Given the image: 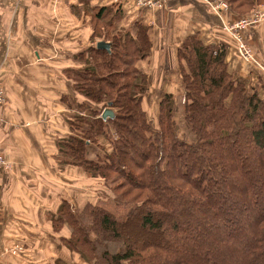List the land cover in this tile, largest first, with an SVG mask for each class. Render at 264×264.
I'll list each match as a JSON object with an SVG mask.
<instances>
[{"label":"trees","instance_id":"obj_1","mask_svg":"<svg viewBox=\"0 0 264 264\" xmlns=\"http://www.w3.org/2000/svg\"><path fill=\"white\" fill-rule=\"evenodd\" d=\"M224 1L230 21L264 10V0ZM109 8L85 9L109 50L92 43L74 56L82 65L65 75L81 100L63 96L69 133L56 140L59 167L109 195L62 200L52 217L56 231L69 228L61 243L85 264H264L263 76L233 75L224 44L187 35L176 51L187 139L174 94L160 95L155 120L143 109L149 26L120 31L123 11ZM259 24L243 29L246 42Z\"/></svg>","mask_w":264,"mask_h":264},{"label":"crops","instance_id":"obj_2","mask_svg":"<svg viewBox=\"0 0 264 264\" xmlns=\"http://www.w3.org/2000/svg\"><path fill=\"white\" fill-rule=\"evenodd\" d=\"M15 3L0 0V84L5 94L0 153L12 164L9 170L0 168V264H85L61 243L69 228L56 231L52 220L62 200L84 203L95 193L83 171L60 168L57 161L56 140L69 133L66 118L71 112L62 98L79 96L65 72L80 67L74 56L99 41L91 37L90 18L82 7H120V31L134 21L149 26L151 53L142 63L149 86H181L176 51L195 33L205 43L225 45L233 75L254 84L261 72L243 60L219 19L199 0H163L161 9L139 8L132 0H48L44 4L52 8L49 12L34 8L40 9L41 2ZM260 23L247 42L263 64L264 20ZM28 56H33L31 62L25 61L31 60ZM154 72L167 80L155 79ZM16 246L22 248L18 254L8 252Z\"/></svg>","mask_w":264,"mask_h":264},{"label":"built area","instance_id":"obj_3","mask_svg":"<svg viewBox=\"0 0 264 264\" xmlns=\"http://www.w3.org/2000/svg\"><path fill=\"white\" fill-rule=\"evenodd\" d=\"M134 4L139 8L146 9H161L163 7V0H132ZM204 3L208 10L212 12L220 21L221 26L225 32L233 39L236 44L239 55L247 62L258 68L264 78V65L260 63L250 45L245 41L242 36V31L245 27L257 24L264 20V10H257L252 17L230 21L226 19V12L228 10V5L224 0H199ZM5 101V94L3 87L0 84V107ZM0 117V121H1ZM0 168L9 170L11 168L10 163L7 161L5 156L0 153ZM22 248L16 246L9 249L8 252L11 254H18Z\"/></svg>","mask_w":264,"mask_h":264},{"label":"rangeland","instance_id":"obj_4","mask_svg":"<svg viewBox=\"0 0 264 264\" xmlns=\"http://www.w3.org/2000/svg\"><path fill=\"white\" fill-rule=\"evenodd\" d=\"M16 3H18L19 4V2L21 1V0H14ZM26 1V0H25ZM28 2H31L32 3V5H34V3H37V2H41L43 5L42 6H40L39 8L40 9H38L37 7H34L36 10H44V11H48L49 12V10L50 9H52L51 7H48V6H46L45 4H44V2H46V1H48V0H27ZM61 1H63V0H61ZM119 2V1H118ZM15 3V4H16ZM30 3V4H31ZM18 4H16V5H18ZM77 4V3H76ZM114 4V3H113ZM117 4V3H116ZM110 8H111V10H112V12L114 13L115 12V9H114V7H115V4L114 5H110L109 6ZM33 8V7H32ZM31 8V9H32ZM83 9H86V8H88V6H86V7H82ZM109 8V9H110ZM117 8H119V9H121L120 7H117L116 6V9ZM263 10V8H260V10L259 11H262ZM20 11H21V9H20V7H17V6H15V13L16 14H19L20 13ZM18 12V13H17ZM76 13H80V12H78V10L76 11ZM10 13H8V15H9ZM89 17V16H88ZM260 23V22H259ZM261 24V23H260ZM237 49V48H236ZM237 52H238V50H236ZM239 53V52H238ZM10 58V57H9ZM28 58H31V60H28V59H26L25 61L26 62H31L32 61V59H33V56H28ZM244 60V59H243ZM264 65V64H263ZM157 74V76H155V79H159V76L161 77L160 79H162L163 81H166L165 79H164V77H163V75H162V73L161 72H154L153 74H152V76H154V75H156ZM167 74H169L168 72H167ZM166 78H167V76H166ZM260 79V78H259ZM259 84H261V87L262 88H264V81L261 79V81H260V83ZM165 90H168V91H170L172 94H175L174 95V97L176 98V102H177V104H178V106H177V112H175L176 114V121L179 123V126H180V130H179V133H180V135L182 136V135H185V137L187 138V139H191V134L189 133V131L187 130V128H186V123H185V120H184V118H183V115H182V108H181V104H182V96H183V88L181 87V86H179V88L177 87V86H165V88H161V87H157V86H148V92L146 93V96L144 97V100H143V109L146 111V113L148 114V116L150 117V118H152V119H156V117H157V105H158V101H159V98H160V95L165 91ZM78 98L81 100V97H79L78 96ZM101 106H97L96 107V110H98V111H100L101 110V108H100ZM74 113H76V111L74 112ZM99 140V139H98ZM100 143H106V141L104 142L103 140H101L100 139ZM105 146H109V144H107V145H105ZM3 154V153H2ZM4 155V154H3ZM5 156V155H4ZM5 158L7 159V157L5 156ZM7 161L10 163V166L12 165L11 164V162L7 159ZM12 167V166H11ZM94 194L96 195V197H97V199L98 198H103V197H105V196H108L109 195V193L106 191V189L105 188H97V189H94ZM89 194H88V196H87V199L86 200H88L89 199ZM83 204V202L81 201L80 203H78V202H75V205H77V206H81Z\"/></svg>","mask_w":264,"mask_h":264},{"label":"water","instance_id":"obj_5","mask_svg":"<svg viewBox=\"0 0 264 264\" xmlns=\"http://www.w3.org/2000/svg\"><path fill=\"white\" fill-rule=\"evenodd\" d=\"M95 46H96V48L109 50V43H107L103 40L97 41ZM107 116H109V117L112 116V111L108 108L103 110L101 117L106 118Z\"/></svg>","mask_w":264,"mask_h":264}]
</instances>
